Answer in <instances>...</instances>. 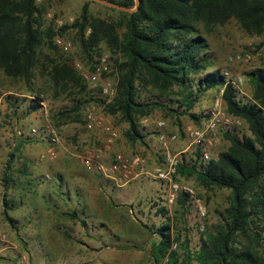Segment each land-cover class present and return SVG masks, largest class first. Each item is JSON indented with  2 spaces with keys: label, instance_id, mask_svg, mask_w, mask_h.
Instances as JSON below:
<instances>
[{
  "label": "rangeland",
  "instance_id": "obj_1",
  "mask_svg": "<svg viewBox=\"0 0 264 264\" xmlns=\"http://www.w3.org/2000/svg\"><path fill=\"white\" fill-rule=\"evenodd\" d=\"M37 4L42 12L41 32L54 30L57 50L47 49L42 39L40 66L30 83L33 92L22 80L0 70V259H25L26 264H30L27 259H33L32 264H153L150 253L159 241L157 229L169 223L173 238H179L172 244L179 264H196L194 253L207 234L222 226L220 213L229 205L231 193L204 186L197 173L187 171L194 165L196 172L203 171L229 148L230 136L251 137L245 121L227 113L221 89L198 92V81L220 71L226 81L235 83L239 100H252L253 85L246 73L264 68V34L246 33L233 19L209 33L203 31L211 64L204 73L191 75L194 83L186 92L196 97L192 108L187 111L163 99L177 113L156 108L139 117L144 142L132 143L126 137L127 123L120 113L105 110L108 104L102 94L107 83L116 87L115 60L120 61V55L102 42L98 63L88 64L72 27L87 6L91 18L115 24L120 33V7L101 0H37ZM57 40L70 43V49L63 50ZM48 58L68 62L85 90L53 87L41 67L49 66ZM101 63L110 72L93 84L91 67ZM150 94L143 91L141 101L146 102ZM182 98L178 93L168 99ZM89 106H96V112L116 131L111 143L100 129L86 130L84 113ZM212 123L213 128L209 127ZM196 129L204 131L201 147H195L190 137ZM102 149L103 163L116 153L131 163L139 159L132 166L130 181L115 183L84 167L82 159ZM166 152L177 155L175 171L169 175ZM204 152L208 155L205 162ZM169 180L193 193L179 194L176 202L168 204ZM184 196L185 204L178 201ZM3 198L8 215L16 221L14 226L4 217Z\"/></svg>",
  "mask_w": 264,
  "mask_h": 264
},
{
  "label": "trees",
  "instance_id": "obj_2",
  "mask_svg": "<svg viewBox=\"0 0 264 264\" xmlns=\"http://www.w3.org/2000/svg\"><path fill=\"white\" fill-rule=\"evenodd\" d=\"M120 7L119 33L117 26L93 19L84 6L79 19L72 25L77 30L80 49L88 64L98 63L99 44L119 54L115 60L118 79L116 95L105 106L108 113H120L128 125L126 137L132 143L144 142L138 118L154 109L177 113L173 106H185L187 111L196 101L190 90L191 75H200L210 66L209 43L204 36L214 27L235 20L249 34H264V0H101ZM42 12L37 0H0V70L12 79L30 86L39 68V47L42 39L50 51L55 32L44 34ZM66 26L62 31L66 30ZM90 29L86 36V30ZM41 66L55 88H86L82 78L68 62L53 61ZM93 70L94 67H91ZM253 85L252 100H239L238 92L220 71L207 73L198 81V92L222 89L226 111L245 121L251 137L230 136L229 148L216 160L209 161L197 173L204 186L229 190L231 201L220 213L222 226L207 234L198 251L196 264H264V68L246 73ZM178 91H174V88ZM143 91L150 94L141 101ZM186 92V94H184ZM183 96V101L168 99ZM103 103L97 100V103ZM182 168V167H181ZM183 170V168H182ZM185 171V170H184ZM187 197L178 201L185 204ZM4 217L14 226L3 198ZM159 241L150 253L153 264H179L169 223L157 229Z\"/></svg>",
  "mask_w": 264,
  "mask_h": 264
},
{
  "label": "built area",
  "instance_id": "obj_3",
  "mask_svg": "<svg viewBox=\"0 0 264 264\" xmlns=\"http://www.w3.org/2000/svg\"><path fill=\"white\" fill-rule=\"evenodd\" d=\"M57 44L65 51H68L70 49V43H63L60 40L56 41ZM104 62V61H102ZM110 71L108 70V67L103 63H101V66H95V70L90 75V80L94 82L99 79L102 75L108 74ZM82 76L85 79H89L84 71H82ZM233 86H236L234 82L227 81ZM221 93H223V88L221 89ZM102 94L105 99V104H109L112 102L116 95V87H112L109 83H107L106 87L103 88ZM97 107L96 106H89L86 108L84 113V121H85V128L87 131H94L96 129H100L102 132L106 134V141L107 143H111L115 138H117L116 131L105 122L104 118L101 117L96 112ZM161 126V125H158ZM215 124L212 123L209 125V127H214ZM33 133H36L35 130H33ZM190 137L192 138V144L195 147H201L203 146L204 142V131L200 130H193L190 131ZM175 137L172 139L174 140ZM161 140H163V136L160 137ZM163 145L166 146V142H163ZM106 148H109L108 144L105 146ZM52 152V151H51ZM102 150H97L94 152L91 157H85L82 159V162L84 164V167L87 170L95 171L98 174H100L102 177H104L107 180H112L115 183H126L131 180V174H132V166L137 165L139 162V159H134L131 163L129 159H127L123 154L116 153L111 161L108 163H103L101 158ZM177 155H172L169 152L165 153V160L169 163V172L168 175L171 173H174L175 166L177 164L176 161ZM203 161L205 162L208 159L207 153L202 154ZM162 177V176H161ZM163 179L165 177H162ZM188 194L191 195L193 192L188 187H181L179 184L172 182L169 180V183L166 185V201L168 204H172L176 202L178 199L179 194ZM25 259H21L19 264H26Z\"/></svg>",
  "mask_w": 264,
  "mask_h": 264
},
{
  "label": "crops",
  "instance_id": "obj_4",
  "mask_svg": "<svg viewBox=\"0 0 264 264\" xmlns=\"http://www.w3.org/2000/svg\"><path fill=\"white\" fill-rule=\"evenodd\" d=\"M30 260V264L35 263V261L33 259H27V261L29 262ZM20 259H0V264H19ZM79 264V263H77ZM80 264H84V262L80 263Z\"/></svg>",
  "mask_w": 264,
  "mask_h": 264
}]
</instances>
